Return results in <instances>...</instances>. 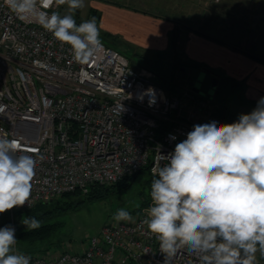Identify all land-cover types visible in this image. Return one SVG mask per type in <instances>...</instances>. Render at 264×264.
I'll list each match as a JSON object with an SVG mask.
<instances>
[{
  "label": "built area",
  "instance_id": "built-area-1",
  "mask_svg": "<svg viewBox=\"0 0 264 264\" xmlns=\"http://www.w3.org/2000/svg\"><path fill=\"white\" fill-rule=\"evenodd\" d=\"M101 41V50L79 64L68 45L0 0V136L17 141V155L37 161L30 207L5 212L13 221L17 211L65 193L115 185L147 166L152 173L158 155L172 152L194 125L228 124L214 114L213 96L171 93ZM145 209L131 221H108L80 251L17 249L30 264H162L158 242L141 225ZM173 264L198 260L181 249Z\"/></svg>",
  "mask_w": 264,
  "mask_h": 264
},
{
  "label": "clouds",
  "instance_id": "clouds-1",
  "mask_svg": "<svg viewBox=\"0 0 264 264\" xmlns=\"http://www.w3.org/2000/svg\"><path fill=\"white\" fill-rule=\"evenodd\" d=\"M20 20L32 18L62 45L73 60L87 64L102 48L96 17L77 24L84 0H4ZM67 6L61 14L60 6ZM154 96V90L146 92ZM155 103L149 100V106ZM175 139V137H172ZM15 139L0 136V214L30 207L36 159L21 153ZM167 163L160 165V161ZM149 197L141 225L159 244L162 264H173L181 249L198 264H257L264 258V97L230 124H196L172 152L159 154L152 168ZM135 207L139 208L137 204ZM112 219L131 221L119 208ZM27 230L41 221L22 218ZM16 229L0 227V264H30L17 249Z\"/></svg>",
  "mask_w": 264,
  "mask_h": 264
},
{
  "label": "rangeland",
  "instance_id": "rangeland-1",
  "mask_svg": "<svg viewBox=\"0 0 264 264\" xmlns=\"http://www.w3.org/2000/svg\"><path fill=\"white\" fill-rule=\"evenodd\" d=\"M108 3L133 6L153 16H161L164 20L162 22L173 23V45L171 40L170 47L164 53L161 52L162 38L158 22L152 24L151 21L140 20L139 24L135 19L127 17L117 24L120 33L112 35L118 42L119 51L129 49L127 56L131 58V65L153 72L156 81L168 91L175 94L186 93L194 87H199L201 93L213 96L212 105L224 106L238 117L250 113L257 106L258 100L264 97V89L255 86L251 76L243 80L229 72H220L217 76V88L212 89L213 73L191 65L183 56L189 27L204 31L215 25L217 28L215 27L213 35L227 39L241 49L264 59V32L257 24H264L257 18L262 0H84V7L78 9L74 17L81 21L87 20L95 10L102 17L100 26L105 27L107 22L115 25L113 20L117 17L110 11ZM58 10L64 14L67 12V6H60ZM98 20L99 18L97 22ZM97 24L99 26V22ZM202 72L206 75L201 81L199 78ZM257 94L259 96H256ZM147 180L148 175L141 176L129 187H121L102 198L85 200L67 212L53 217L51 221L58 223L57 233L53 237L58 245L49 251L60 252L67 248L83 250L84 243L96 236L108 221H114L112 217L117 209L125 208L132 215L148 207L151 200L148 194L150 183ZM143 201L147 202L144 206ZM137 204L140 205L139 208L135 207ZM3 216L0 214L1 223L6 221ZM10 225L16 229V247L21 250L17 222ZM257 264H264V258H261L259 253Z\"/></svg>",
  "mask_w": 264,
  "mask_h": 264
},
{
  "label": "crops",
  "instance_id": "crops-1",
  "mask_svg": "<svg viewBox=\"0 0 264 264\" xmlns=\"http://www.w3.org/2000/svg\"><path fill=\"white\" fill-rule=\"evenodd\" d=\"M108 5H110V11H112V13L116 15L117 18H115L116 20H113L115 25H112L113 23L111 24L110 22H107L104 27L103 25L100 26L102 17H99V28L101 27L100 38L102 40H105L107 43L111 44L112 47L117 49L118 42L114 39V37H112V35H114L115 33H120L117 24L125 20L124 18L129 17L135 19V21L138 23L140 20L143 22L151 21L150 23L152 24L158 22L159 24L157 25L161 29L160 33L162 38L161 52L164 53V51L168 50V48L170 47V42L172 39H174L175 36V34H173L174 25L172 22H162L164 20H162L161 16H153L144 12V10H135L132 8L109 3ZM257 18L264 23V0H262L260 9H258ZM150 19L155 22H152V20ZM257 24L259 29L264 32V24ZM215 27V25L209 26V31H207L208 29L202 31L189 27L188 32H185L187 37L183 48V56L185 61L192 63L196 67L198 66L212 70L210 72H215L218 75L220 74V72H229L230 74L243 78V80L245 77L251 76L254 85L257 87H262L263 90L264 83L262 82H264V64L255 58L261 57L256 54H252L249 51L241 49L237 44L227 39H224L218 35H213V31H216ZM182 33L180 35H182ZM129 37L133 38L131 35H129ZM119 44L125 46L122 42H119ZM128 51L123 50L121 52L127 55ZM256 96H259V94H257Z\"/></svg>",
  "mask_w": 264,
  "mask_h": 264
},
{
  "label": "trees",
  "instance_id": "trees-1",
  "mask_svg": "<svg viewBox=\"0 0 264 264\" xmlns=\"http://www.w3.org/2000/svg\"><path fill=\"white\" fill-rule=\"evenodd\" d=\"M116 5L139 10L138 8L129 6V5H122L119 3H117ZM93 16L96 17V19L100 17L99 13L95 10L91 12L90 18H92ZM74 18L77 24L82 22L77 17H74ZM103 41L107 45L112 46L111 44L107 43L105 40ZM172 45H173V40H172ZM255 58L264 64V59L258 58V57H255ZM190 64L193 65L192 63ZM199 68H202V67H199ZM203 69L207 71H212L207 68H203ZM213 73H214L213 75L218 76L217 73L215 72ZM214 114L220 117L221 119L226 120L228 124L236 122L239 118L235 113H233L232 111H228L224 106L222 107L216 106L214 110ZM144 175H148L147 181L148 183H151L153 176H152L150 167L147 166L143 168L141 171H139L138 173L125 178L122 182L118 184H115L112 186L93 185L91 186V188L86 194H82L79 191L69 192L61 196H58L56 198H53L47 202H41L27 210H19L15 213L14 221L10 218L8 213H3L2 215H4L3 217L6 219V221L4 223L0 222V227H4L6 225H10L12 223L17 222V236H18V241L20 243L21 250L32 252V253L48 252L50 249L58 245L57 244L58 242H56L53 239V237L57 233V227H58V223L51 221L53 217L67 212L68 210L76 207L77 205L84 202L85 200L102 198V197L107 196L110 192L120 189L121 187H129L135 181H137L141 176H144ZM146 203L147 202L143 201L142 206H144ZM29 216L35 217L36 219L41 221V226L38 229L27 230L26 226H24L22 222L19 225V222L22 221V218L29 217Z\"/></svg>",
  "mask_w": 264,
  "mask_h": 264
},
{
  "label": "water",
  "instance_id": "water-1",
  "mask_svg": "<svg viewBox=\"0 0 264 264\" xmlns=\"http://www.w3.org/2000/svg\"><path fill=\"white\" fill-rule=\"evenodd\" d=\"M205 75H206V73L202 72L201 77L199 79L202 81L203 78L205 77ZM212 79L213 80H212V83H211V88L215 90L217 88V84H218L219 78L217 76H214ZM194 90L201 93V90H200L199 87H194Z\"/></svg>",
  "mask_w": 264,
  "mask_h": 264
},
{
  "label": "flooded vegetation",
  "instance_id": "flooded-vegetation-1",
  "mask_svg": "<svg viewBox=\"0 0 264 264\" xmlns=\"http://www.w3.org/2000/svg\"><path fill=\"white\" fill-rule=\"evenodd\" d=\"M214 76H217V75H214Z\"/></svg>",
  "mask_w": 264,
  "mask_h": 264
}]
</instances>
